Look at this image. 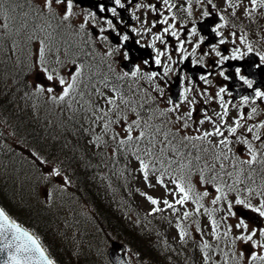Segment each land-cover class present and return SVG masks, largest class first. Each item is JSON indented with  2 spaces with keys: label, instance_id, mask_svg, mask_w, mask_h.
Instances as JSON below:
<instances>
[{
  "label": "snow or ice",
  "instance_id": "6c2138e0",
  "mask_svg": "<svg viewBox=\"0 0 264 264\" xmlns=\"http://www.w3.org/2000/svg\"><path fill=\"white\" fill-rule=\"evenodd\" d=\"M134 0H128V3H133ZM4 0H0V8L3 7ZM165 5H169V0H163ZM211 3V0H209ZM43 8L51 11L55 5H61V15L64 20H68L72 15V9L74 7L73 0H41ZM115 7L106 8L103 3L98 4L99 12L103 13L105 11L111 12L113 17H117L120 14L118 9H123L125 4L121 0H114ZM139 7V5H136ZM264 8V2H259L258 0H251V10L256 11L257 7ZM152 10L155 11L159 8V4L152 5ZM173 7V6H169ZM231 7V4H230ZM190 14V12H189ZM95 13L92 14V18H95ZM205 17L209 15L208 11L203 13ZM175 17H173L174 19ZM223 19V17H221ZM157 21L160 24L168 25L163 29L164 33L171 34V37H174L178 41V46L176 51L180 53H186L184 39H181L180 35L174 30V26L169 23L168 17L164 16L162 20L157 17ZM158 23L153 22L152 29L158 28ZM107 25L109 29L115 31V22L113 20H108ZM83 29V24L81 25ZM104 31V29H101ZM133 32H136V29H132ZM212 31L220 36L221 33L217 31L216 28H213ZM111 34V33H109ZM131 34H122V32H116V35L113 37L117 43L123 46L124 42L129 41ZM191 35L196 36L197 30L195 28L191 29ZM102 39H107V36L102 37ZM204 37H201L200 41L195 44L192 48L190 54H186L182 59H187V55H195L196 49L201 47V44L204 42ZM155 41H160L162 44L165 43L163 36L156 35L153 38V46ZM243 43V39L240 41ZM139 44V41H136ZM219 44H225V40L220 39ZM212 51L215 52L217 57H220V63L223 64L225 61L232 60L237 61L242 58V54L239 53L238 49H233L231 56L223 55L220 51H217L215 47L212 48ZM227 51V50H225ZM248 52H252V46L248 45ZM111 55V53H109ZM166 56L169 61H172V56L167 53V51H161L156 49L155 64L157 66L161 65V57ZM124 60H133L134 57H131L129 52L123 53ZM259 61L264 63V56L259 57ZM57 64H62L60 60L56 61ZM35 63L40 65L42 69L43 77L46 78V81L53 82L51 86H48L46 83L43 86L37 88L38 92H47L49 94L54 93L51 98L53 102H67L68 106L71 107L73 102L79 103L81 108L85 113H91L92 119L91 124L98 125L100 132L103 135L112 133V139L115 140L117 137H120L118 145L120 148L127 146L131 150L132 155L135 156L136 160L139 161L138 168L143 174V181L148 185V187H154L155 185H160L163 187L168 194L172 195L175 198V203H170L168 199H163V205L168 209H175L176 205L183 206L188 201L191 200L193 204L196 205L195 213L200 214L201 209L204 208L201 201L209 196V191H203L198 193L195 190L194 185L191 183V177L197 175V182L200 184H212L215 187L217 195L211 201L213 205H216L223 201H228V192H236L237 195L233 197V201L227 202V212L229 216L237 217L238 210L234 211V205L242 206L243 209L249 210L251 213L258 214L259 218H264V185L259 189L247 187V197H240V189L236 187L237 184L243 183L240 179L239 172H227L225 164L222 160H228V156L224 155L219 148H216L211 141L208 140L209 137H223L219 140V145L224 148H228V145L237 142L236 134L237 130L242 127L241 119H251L250 116H247L246 113H242L240 119H237L232 122L234 126H230L227 130H223L224 117L228 116V109L224 104V100L221 97L220 104L224 107L222 114H219L221 123H216L212 120L211 116L208 114L207 110H204L203 118H197L195 115V108L190 107L185 109L184 112H180V104H173L172 100L169 99L168 104L172 105L167 107L165 111L159 113V117L162 118L159 124L150 123L153 119L152 116H149L148 119L144 120V117L141 116L140 112L136 108H131L130 111L135 113L132 116L130 122L127 115H123L125 109L123 106H127L129 101L124 98L123 93L119 88L111 85L107 78H101L99 80L93 79V71L90 66L84 64L76 65L73 62L71 68L67 69L65 75H60V72L57 68H49L48 61L45 59V48L37 45L36 50V60ZM193 63H196L193 61ZM200 63H203V57L200 59ZM164 71L161 79L168 76L172 71V68L165 64ZM231 67V65H229ZM264 70V69H262ZM139 69L132 72L133 77L137 76ZM127 72L124 73V76H128ZM221 76H224V79H229V76H226L223 71L220 72ZM67 77V78H66ZM156 77V73H153L148 77L149 80H153ZM235 77L239 78L243 84L247 85L249 89L253 88V80L248 79L245 75L242 74V68H235ZM202 80L207 81V77L202 76ZM34 87L35 84L33 85ZM157 91L161 96L164 95V89L159 85H156ZM190 89L184 88L180 93V96L184 101L188 100V92ZM225 88L221 87L219 93H224ZM255 97L264 98V91L259 89L255 90ZM155 100V98H153ZM249 97L245 96L243 98V103H248ZM192 104L195 101L191 102ZM252 103H256V100H252ZM141 107L143 105L141 104ZM252 112L255 113L256 109L253 108ZM168 113H176L175 116H172L170 119ZM141 120H144L143 125ZM175 127V131H172L167 125L169 123ZM206 122L213 124V131H203L201 132L200 125H204ZM119 124L120 130L114 131L113 125ZM256 127L264 128V124H259ZM93 132L96 131L95 128L91 129ZM199 133L198 135H192L191 132ZM188 132L189 134L185 135L184 133ZM248 133H253V128H247ZM121 134H123L121 136ZM232 136L233 140H229L228 137ZM253 139L261 141L264 144V138L259 134H254ZM205 141L208 142L207 147H201ZM102 142V135H96L94 143ZM196 142H200L199 144ZM238 142L247 146L248 152L250 153V159L239 161L235 166L239 167L241 164H247L251 167L253 164L257 163V153L253 149L251 142L241 136ZM216 148L215 155L212 156L211 162H205L202 166L200 165L201 159L206 156L212 155V149ZM192 149H196L194 154ZM228 151H232L231 148H228ZM242 151V150H241ZM35 155V154H33ZM171 156L172 158H169ZM147 157V160L145 159ZM41 164L47 163V161L39 160ZM195 162V163H194ZM216 163H219V169H216ZM260 163L264 164V160H261ZM155 165H159L156 167ZM193 168L197 169V172H193ZM51 175L55 178L60 177V172L58 169H49ZM242 171V169H241ZM150 173L153 176L152 182H149ZM233 180L232 184L227 185V191H225V182L224 175ZM170 177V182L174 185V188H169L165 183L164 177ZM251 179V175H249ZM255 193L259 197L256 201V205H253L249 199ZM145 195L144 193H141ZM147 200L152 205H158L159 200L153 198L152 196H147ZM155 211H160V208H155ZM214 211H209L204 209V214L209 217V223L211 224V233L213 238L219 240L221 238V233L219 231L220 224L214 217ZM192 213L188 211L183 212V217L187 219ZM228 217H224V220H227ZM179 231V239L184 241V238L188 233L180 227L179 223L177 224ZM235 230H239L233 236L231 243L234 247L237 241L242 242L244 248L241 252L238 253L240 259H244L245 256L249 258V264H264V254H258L251 249H264V227L259 228L258 230L249 228V223L243 218L240 217L238 222L234 225H229L224 231L223 236L228 238ZM196 231H200L199 225H197ZM201 251L203 252V259L205 264H216L215 260H212L209 255V250L211 245L204 240L200 245ZM227 253L224 254L227 257ZM236 254H234L235 256ZM219 259V257H217ZM0 264H54V261L51 260L46 255V250L41 245L38 238H36L32 233L22 228L15 220H12L9 215L5 212L3 208H0ZM224 264H227V259H225ZM236 264H239V260L236 261Z\"/></svg>",
  "mask_w": 264,
  "mask_h": 264
},
{
  "label": "trees",
  "instance_id": "16d2710c",
  "mask_svg": "<svg viewBox=\"0 0 264 264\" xmlns=\"http://www.w3.org/2000/svg\"><path fill=\"white\" fill-rule=\"evenodd\" d=\"M10 1V14L18 15L22 24L24 4ZM5 79L12 80L6 75ZM13 85L17 86L15 90L0 89V111L11 139L32 153V158L13 148L0 153V193L11 202L8 207L2 205L11 212L13 206L18 207L10 196L22 201L17 213L19 217L22 211V219H15L37 235L56 264H104V250L113 240L125 243L142 262H164L153 248L150 232L155 221L163 230L166 227L168 236L170 229L155 215L143 219L137 205L138 183L131 169L120 168L119 158H109L103 144L94 143L95 136L100 135L96 129L99 126L92 125L83 110L74 114L67 109L53 112L49 105L32 103L27 97L32 85L26 75ZM37 158L47 163L41 165ZM50 164L66 174L65 181L71 188L60 191L64 200L59 208L41 203L39 197L40 191L50 185L44 183L40 166ZM80 206L88 209L82 211ZM64 220L69 221L70 235L58 231Z\"/></svg>",
  "mask_w": 264,
  "mask_h": 264
},
{
  "label": "flooded vegetation",
  "instance_id": "af4514ba",
  "mask_svg": "<svg viewBox=\"0 0 264 264\" xmlns=\"http://www.w3.org/2000/svg\"><path fill=\"white\" fill-rule=\"evenodd\" d=\"M121 2L125 4V7L118 9L119 16L113 17L109 11L99 12L98 4L103 3L106 8H111L115 7L114 0H73L71 23L76 28H81L83 24L82 38L85 45L93 44L105 53H111L110 56L120 63L127 61L123 59V53L127 51L131 57H134L132 60L134 61V69L135 71L137 68L139 69L138 73L141 77L148 79L149 76L156 73L155 79H148L154 85L153 92L150 89V93L155 98L158 107L163 110L172 106L168 104V101L169 99L172 100V87L175 85L179 87V100L177 102L172 100V102L181 105L179 110L181 113L185 109L194 107L196 117L203 118L206 109L216 123H221L219 114L224 111V107L220 104L222 97L228 109V116L224 117L223 122V130L225 131L228 127L234 126L232 122L240 119L242 113H246L251 119H241L242 127L237 130L236 134L237 142L230 144L233 155L232 163L236 169H242L246 172L257 168L260 161L264 160V144L252 137L254 134H259L264 138V128L256 127L259 124H264V98L255 97V90L264 91V70H262L264 69V63L259 61V57L264 56V49L255 48V45L250 44L252 52L249 53L244 42H240L244 37L238 31L237 22L233 17L234 5L231 0H211V3H209V0H169V5H165L163 0H134L133 3H128V0H121ZM156 4H159V8L153 11L151 6ZM136 5H139V7ZM54 7L57 9L62 8L61 5H55ZM205 11L209 12L207 17L203 15ZM93 13L96 14L94 19L92 18ZM214 14L220 18L218 23L213 16ZM164 16L168 17L169 23L174 26V30L180 35L181 39L186 41V53L175 50L178 41L171 37L170 32L164 33L163 31L168 25L158 23L157 17L162 20ZM173 17L175 18L173 19ZM108 20L115 22V31L108 28ZM205 20H211L212 22L211 24L207 22L203 26L205 30L210 26L209 30L207 29L204 32L200 29V24ZM153 22L158 23V28L149 31ZM133 28L136 29V32L132 31ZM193 28L197 30L196 36L191 35V29ZM213 28H216L221 35L217 36L212 31ZM101 29H104V31H101ZM116 32L131 34L129 41L124 42L123 46L117 43L113 39ZM156 35L163 36L165 43L155 41L153 46V38ZM105 36H107V39H102ZM201 37L205 39L201 47L196 49L195 55H187V59H182L184 55L192 52V48L200 41ZM220 39L225 40V44L220 45ZM136 41H139V44ZM213 47L220 51L222 56H231L232 50L238 49L239 53L242 54V58L237 61L228 60L221 64V58L217 57L215 52L212 51ZM156 49L167 51L172 56V61H169L166 56H162L161 65L157 66L155 64ZM201 57H203L202 64L200 63ZM193 61L196 63H193ZM165 64H168L172 71L168 76L161 79ZM236 67H241L242 74L253 80V88L249 89L239 78L235 77ZM221 71L229 76V79L225 80L224 76L220 75ZM202 76L207 77V81L202 80ZM156 85L164 89L163 96L157 91ZM221 87L225 88L226 91L218 96L217 93H219ZM184 88L190 89L187 101H184L180 96ZM245 96L249 97V102L246 104L243 103ZM252 100H256V103H252ZM192 101H195V103L192 104ZM253 108L256 109L255 113L252 112ZM169 115L171 118L176 113H169ZM211 125L213 124L208 122L200 125L201 132L207 131ZM248 127L253 128V133L247 132ZM193 133L199 134L194 131ZM241 136L251 142L257 153V163L251 167L247 164H241L239 167L235 166L239 161L250 158L247 146L238 142ZM220 139H223V137L213 138L216 141ZM228 139L233 140V137L229 136Z\"/></svg>",
  "mask_w": 264,
  "mask_h": 264
},
{
  "label": "rangeland",
  "instance_id": "374dc122",
  "mask_svg": "<svg viewBox=\"0 0 264 264\" xmlns=\"http://www.w3.org/2000/svg\"><path fill=\"white\" fill-rule=\"evenodd\" d=\"M259 1L264 2V0H259ZM236 6H237V17H236V19H237V23L239 25L241 32H243V30L246 31V25H248V24L255 25L256 28L254 30L250 31L252 34L251 38L256 39V37L259 36L260 38H263V40H264V8H261L259 6L257 7V11L255 12V15L258 16V19L254 21V19H252V18L250 20H248L246 18V16L252 11L251 10V0H236ZM255 34H256V36H255ZM246 42L248 43V41H246ZM34 59L35 58L33 56L27 55L26 59L24 61L27 64V68H30L31 63H32L31 71L33 73L30 77V82L35 84V86H36L35 88H33L30 91L28 96L30 98H32L34 101H36L39 98H42L41 104L43 102L48 103L49 108L53 112L58 108L68 109V110H72L73 108H76L75 105H73V104L71 107H69L67 102H53L51 97L53 95H55V92L49 94L46 91L43 93L37 91L38 87L43 86L45 83L47 84V82H51V81H46V78H44L43 74L40 72L41 70L37 69L35 67V64H33V62L35 63ZM70 66L71 65H68L62 71H67V69H69ZM64 75H65V73H64ZM128 117H129V120H131L132 116L129 115ZM117 130L119 131V128H117ZM208 131H213V128L209 127ZM214 145L216 146V148H219V147H217L216 144H214ZM224 153H226V151ZM99 154H101V153H99ZM114 155H115L114 153H111V156L109 158L113 157ZM169 157H171V156H169ZM51 169H56V168H51ZM136 171H138V170L136 169L135 172ZM47 177H49L50 179H53V181L55 180V177H53L50 172H49V174H47ZM56 183L59 186H63L62 178H60V177L56 178ZM140 183L142 186V192L141 193L145 194V195H142L140 193V199H141L140 200V206L143 210L150 211L155 207V205H152L147 200V196H149V195L152 196L153 198L159 200L160 206H164L163 205V199H168L170 203H175V198L172 195L168 194L167 191L163 187H161L160 185H155L154 187H148V185L146 183H144L143 177L140 178ZM232 183H233V180L229 179L227 184H225V191H227V185L232 184ZM68 186L69 185L66 183L65 184L66 190L68 189L67 191H71V188H68ZM168 187L174 188V185L170 184V185H168ZM237 188L240 189V193H239L240 197L246 198L247 195L245 194L244 189H241L240 187H237ZM203 191H207V190H205L203 188H199L196 190V192H198V193H202ZM40 195H41V198H43V200L49 199V194L48 193L45 194L43 192V190L40 191ZM215 195H217L215 189L214 190L211 189V190H209V196L204 198L206 202L202 203V204H205V205L208 204V206H206V207H208V210L211 209V201L215 198ZM236 195H237L236 192H228V201H233V197H235ZM228 201L222 200L220 203H218V205L217 204L215 205L217 212L214 214V217L220 224L219 231L221 233L222 240L226 239L223 236V233L227 229V227L229 225H234L235 223L238 222V219L236 217H232V216L228 215V212H227V202ZM250 201L252 204L256 205L257 199H253ZM233 203H234V201H233ZM234 207H236V205H234ZM195 208H196V205L193 204L190 200L183 206L176 205L175 209H168V211H170L171 214L169 213V215L167 216V218L163 222H166V226L168 227V229H170V232H171L170 239H167L165 231L163 232V230H161L159 228V229H156V235L160 236L162 238L163 242L161 243L158 239L156 241L160 243L161 249L163 251H169L170 248H169L168 243H170V241H172L173 239H176V240L179 239V230L180 229L177 228L178 223H179L180 227L181 226H184V227L189 226L190 228L194 229V231H196L197 225H199V228H200L199 233L201 234L199 236H201V238H195L194 239L195 245H199L201 242L206 240L211 245V249L209 251L216 252V253H213V259L216 261V263L218 261H220V263L224 262L225 259H227V257L224 256V254L226 252L220 253L217 251V249L219 248V246H221V244L217 240H215V238H213V236H212L211 224L209 223V217L206 214H204V212H203L204 208L201 209L200 214L195 213ZM184 211H188V212L192 213V215H190L187 219H185L183 217ZM224 217H228L227 220H224L223 219ZM249 228L253 229L252 226H250V225H249ZM63 231H65L66 233L69 232L68 229H63ZM235 231H237V230H235ZM156 241H155V243H156ZM182 246H184V245H182ZM240 246H241V244H240ZM181 249H182V247H178L176 250H181ZM262 250H263V254H264V249H262ZM232 251H235V250L232 249ZM253 251H254V249H253ZM173 252L175 254V255H173V256H175V258L171 257L166 262L168 264H173V263L174 264H183L182 259H179V255L177 253H175L174 250H173ZM217 257H219V259H217ZM134 258H133V261H134ZM185 260H187V259H185ZM243 261H244V259H243ZM198 264H201V263H198ZM234 264H236V261L234 262Z\"/></svg>",
  "mask_w": 264,
  "mask_h": 264
},
{
  "label": "water",
  "instance_id": "95a60500",
  "mask_svg": "<svg viewBox=\"0 0 264 264\" xmlns=\"http://www.w3.org/2000/svg\"><path fill=\"white\" fill-rule=\"evenodd\" d=\"M243 216L245 217V218H248L247 217V214L245 213H243ZM23 228V227H22ZM25 229V228H24ZM26 230V229H25ZM112 249H110V251H109V256H110V260H111V262L113 263V264H129L128 262H127V260H126V258L123 256V255H120L119 254V250H122V251H124L125 249H124V247L122 246V245H120V244H118V243H113L112 244ZM46 255H47V253H46ZM48 256V255H47ZM49 257V256H48Z\"/></svg>",
  "mask_w": 264,
  "mask_h": 264
}]
</instances>
